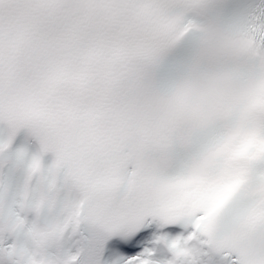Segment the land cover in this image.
I'll return each mask as SVG.
<instances>
[{
	"label": "snow or ice",
	"instance_id": "1",
	"mask_svg": "<svg viewBox=\"0 0 264 264\" xmlns=\"http://www.w3.org/2000/svg\"><path fill=\"white\" fill-rule=\"evenodd\" d=\"M0 264H264V0H0Z\"/></svg>",
	"mask_w": 264,
	"mask_h": 264
}]
</instances>
